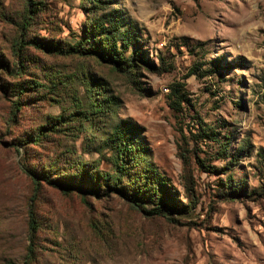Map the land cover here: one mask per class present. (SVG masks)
I'll return each mask as SVG.
<instances>
[{"label":"rangeland","instance_id":"rangeland-1","mask_svg":"<svg viewBox=\"0 0 264 264\" xmlns=\"http://www.w3.org/2000/svg\"><path fill=\"white\" fill-rule=\"evenodd\" d=\"M25 1L0 0V264H26L32 216L31 264H264V0H41L23 36L48 48L18 59ZM106 13L135 83L83 50Z\"/></svg>","mask_w":264,"mask_h":264},{"label":"trees","instance_id":"trees-1","mask_svg":"<svg viewBox=\"0 0 264 264\" xmlns=\"http://www.w3.org/2000/svg\"><path fill=\"white\" fill-rule=\"evenodd\" d=\"M42 6H43V2L41 0H26L25 1V12H24L25 14L22 18V21L20 22L19 34L14 39V42L12 45V52L15 58L16 57L18 59L20 58L22 48L26 44L35 45L36 47H39V48H45V49L48 48V47H45V44L42 42H36L35 40H31L23 36L24 30H28L30 27V24L33 23V19H32L33 14L41 11ZM105 23L107 24L104 25ZM120 23L121 22L119 20V16L115 14H109V13L104 14V16L99 18V20L97 21V25L95 29L96 31H98L99 36L102 37L98 39H102V40L101 41L97 39L93 40L95 32H91L88 29L87 31H85L86 33L85 36L87 39H89V41L85 40L84 42L88 43L89 48H85L83 46V50H88L89 53H92L98 56L101 60L107 61L115 69L122 71L125 74L128 81L135 83L133 79L137 78L138 73L135 71L133 74H131L132 68L134 69L135 67V69H137L136 66L134 65H136L137 62H139V63H142L143 66L146 67L147 69H149V65L147 64H146L147 66L145 65V62H144L145 60L141 58V54L137 53V49H133V51H131L129 55L124 54L127 51V49L131 45H133V39H134L133 35H135V32L133 31L132 28H127V29L121 28ZM108 41H109V44H107ZM114 41L120 42V47H121L120 50L116 49V44H115L116 42ZM18 64H19V67H17V65L14 64L13 69H16L17 71L19 70L18 72H21L22 65H21L20 60H18ZM31 85L34 87H44L43 84H41L40 82L36 80H29L27 85L20 87L18 94L24 93V91H26L25 90L26 88L32 87ZM171 96H172V99L170 100L171 101L170 104L174 107H180L181 94H179L177 90H175L174 94H172ZM37 130L38 131L33 138L36 144L39 143L40 140L45 136V133H46L45 131L47 130L56 131V128H55V124L53 123L51 126H48V125L41 126ZM114 132H115L116 137L122 138L124 141L122 148L119 150L121 153L127 152L129 150L131 151L132 149H134L130 146V144H132L131 143L132 138L130 137L131 126L129 124L125 123L123 125L115 126ZM120 145H121L120 142H118L117 147ZM107 178H109V175L105 174L104 179H107ZM112 178H113L112 184H114L116 179L114 178V176ZM35 185L37 186V183ZM114 187L115 186H112L110 189L114 190L115 189ZM95 190L96 188L92 186V188H90L88 192L96 193ZM121 193L122 195H125L129 199L131 204L138 207L137 205H139V203L136 201L135 197L131 196L130 194L128 195L125 192H121ZM227 193L231 197H235L237 192L233 191V189H229ZM157 203L158 204H156V206L152 210L153 213L164 215V213H166L165 211H167L165 203H162L161 201L160 202L157 201ZM29 227H30V234H29L30 244L28 245V248H27L26 260H24V263L26 264H31L33 261V257H34L33 256V251H34L33 231L37 229V224L35 223L33 216L30 217Z\"/></svg>","mask_w":264,"mask_h":264}]
</instances>
